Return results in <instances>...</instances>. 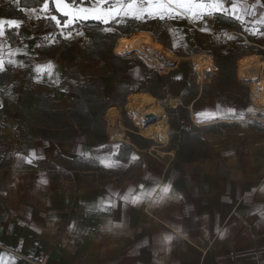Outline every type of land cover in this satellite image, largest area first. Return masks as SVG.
I'll return each instance as SVG.
<instances>
[{"label":"crops","instance_id":"1","mask_svg":"<svg viewBox=\"0 0 264 264\" xmlns=\"http://www.w3.org/2000/svg\"><path fill=\"white\" fill-rule=\"evenodd\" d=\"M7 1L22 8L27 19L0 15L19 22L12 28H20L22 41L12 46L5 26L0 36V264H264V124L255 117L250 88L238 70L239 61L261 56L264 0H221L227 12L208 15L205 9L199 18L162 0L171 10L164 19L156 14L155 0H134L131 9L128 0H66L75 11L89 9L81 14L86 19L74 20L52 0L63 22L51 12V0L47 10L45 0L30 7L20 0L0 3ZM95 12H104L108 22L94 18ZM53 16L64 30L63 41L55 57H46L39 52L40 39ZM82 21L100 22L101 33L118 40L150 34L178 59L167 71L133 62L117 77L110 64L90 60L83 50L82 76L83 64L101 62L92 84L101 82L103 95L117 99L114 105L122 86L125 104L135 93L166 104L169 148L159 156L147 153L145 140L131 143L126 173L118 169L123 155L106 150L108 141L92 133L56 138L23 128L25 110L39 107L42 97L54 110L78 100L60 53L67 43L87 47L88 30H65ZM54 44L51 39L47 46ZM198 54L215 65L203 86L188 63ZM114 113L111 117L120 119ZM15 123L20 138L14 137ZM104 158L114 164L104 165ZM135 159L139 163L132 165ZM88 161L94 164L87 166Z\"/></svg>","mask_w":264,"mask_h":264},{"label":"rangeland","instance_id":"2","mask_svg":"<svg viewBox=\"0 0 264 264\" xmlns=\"http://www.w3.org/2000/svg\"><path fill=\"white\" fill-rule=\"evenodd\" d=\"M105 36L106 38H101L102 39L101 44L103 45L105 50L112 51L116 55H120V54L124 55L125 53H129L131 54L130 56H127V57L122 56V55L120 56H122L125 59H128L132 63L142 62L146 64L147 66L150 65L153 69L155 68L156 70H160V71L172 70L166 67L163 68L157 64L154 66L150 62L145 61L146 59L142 58L139 54H137V52H134L131 47V41H132L134 34L130 37L120 38L119 40L117 39V37H114V36H109V37H107V35ZM102 63L100 62V64L94 65V63L87 62L82 65V67L85 68L84 77H86V79H88L91 82V84L94 83L96 79H98V75H99L98 72H99L100 66L103 65ZM188 63L191 65V67H193V61L190 60ZM176 66H177V63L174 67ZM94 71H97V74H95ZM194 72L196 73V80H197L198 78L197 72L195 70ZM95 86H103V84L97 81ZM121 89H122L121 91L122 96H119L118 98V101H117L118 106L114 105L113 103L117 99H114L113 97L111 98L105 97L103 94H101V95L92 97L91 100L89 101L88 106L84 105L83 103H80L79 100H77L76 102L71 103L66 108V110H54L51 108L52 106L51 102L49 103V100L47 98L42 97L41 99L42 102L39 103V107L37 106L36 108H32V109L27 108L25 110V114L27 115V117H26V120L24 121L23 128L25 129L26 132L34 133V130H35L36 132H39L40 134H47V135H50L56 138L58 137L70 138L77 131H80L83 134L92 133L99 139H104L108 141V143L110 144L109 145L110 147H106V150L116 153V154L120 152L123 155V157L119 159V164H121L122 166L118 167V169L119 171H121L119 172V174L124 173L125 169H127L126 168L127 164L130 163L128 159L129 154L131 152H134L132 151L133 146L131 143L138 144L137 142H140L141 140H145L146 147H148L147 153L160 156L162 155L160 154L161 150L167 151V148H169L171 139L169 140L167 144H163L165 147L159 148L161 145L157 144L150 137V133H148L144 129V126L137 119L134 118L135 115L128 108V102L137 100L142 94L140 95L136 93L132 94L130 97V101H128L127 104H125L126 99H125L124 86H122ZM113 90H114V87H113ZM27 100L30 101V98H27ZM158 105L160 107H163L164 110L166 109L165 108L166 104L161 105V103L158 102ZM113 113L114 115L120 116V124L124 127V132L126 133V134L125 133H122V134L127 136L126 141L113 140V137L111 136L112 127L110 124V118ZM165 113L167 114L166 111ZM41 121L45 122V124H43ZM183 121L186 122V120H183ZM186 129L188 130L189 128H186ZM170 135H171V132H170ZM126 143L129 144V147L124 146L126 145ZM154 145H157L159 147L156 149H152ZM134 149L137 150L135 147ZM102 163L106 166H109L112 163L114 164V160L111 161V159L109 158L107 159L104 158ZM138 163L139 162L137 160L134 163H132V165L138 164ZM86 164L87 166H91L94 163L92 161H88L86 162Z\"/></svg>","mask_w":264,"mask_h":264},{"label":"trees","instance_id":"3","mask_svg":"<svg viewBox=\"0 0 264 264\" xmlns=\"http://www.w3.org/2000/svg\"><path fill=\"white\" fill-rule=\"evenodd\" d=\"M68 1L74 3L78 2V0ZM40 4V0H20V5L22 7L38 6ZM51 12L53 14H57L62 22L64 21L65 17L58 13V11L54 8L52 0ZM0 15L22 18L24 20L27 19V15L25 14V12L22 10V8H17L14 1L0 3ZM102 28L103 25L100 22L95 21L77 22L65 28V30L70 31L86 29L90 33L89 39L86 40V42L88 43L87 47H84V44L67 43L63 45L60 53V56L66 61V63L69 64L66 71L67 80H74L76 82L73 88V92L78 97L79 102L83 103L86 106L89 105V101L92 97L104 93V87L95 86L90 82L83 80L84 77L81 75L83 70L80 69L79 63H81L83 60L84 49L87 51L90 60H97L102 61L105 64H110L117 77H123L126 71L132 65V62L122 57H127L131 54L125 53L124 55L120 54L122 55L120 56L114 54L112 51L104 49L103 45L101 44V38H106V36L101 33ZM33 30L35 34H39L41 32L37 28H33ZM63 32L64 30H61L51 17L48 18L46 28L44 29V35L40 39L39 52L43 53L46 57H55L63 41ZM6 33L7 40L11 43L12 46L18 45L22 42L19 37L20 28H8L6 30ZM51 39L55 40V44L53 45V47H48L47 43ZM124 146L129 147V144L126 143V145ZM0 147H2L1 139ZM3 163L4 161H2V164Z\"/></svg>","mask_w":264,"mask_h":264},{"label":"bare ground","instance_id":"4","mask_svg":"<svg viewBox=\"0 0 264 264\" xmlns=\"http://www.w3.org/2000/svg\"><path fill=\"white\" fill-rule=\"evenodd\" d=\"M131 47L134 52H137V54L146 59L152 65L157 64L163 68H172L178 61V59L171 52L167 51L162 45L156 42L150 34L147 33L134 34L131 41ZM190 60H193V66L198 71L200 79L206 75L207 71L215 69V65L207 55H193ZM259 71L264 72V61L260 57L254 56L247 59V61L244 60L241 62L240 76L242 78L246 73L249 75H256ZM261 85L264 87V80H262ZM128 108L135 115L134 118L144 126V129L150 133V137L157 144L164 146L163 144H167L169 142L170 126L167 116L164 109L158 105L156 99L150 95L142 94L137 100L129 102ZM110 124L112 127L111 136L113 137V140L126 141L127 136L122 134L125 132L124 127L120 124V119L118 117H111ZM158 147L159 146L154 145L152 149H156Z\"/></svg>","mask_w":264,"mask_h":264},{"label":"snow or ice","instance_id":"5","mask_svg":"<svg viewBox=\"0 0 264 264\" xmlns=\"http://www.w3.org/2000/svg\"><path fill=\"white\" fill-rule=\"evenodd\" d=\"M54 3L58 11L62 12L64 16L71 17L72 20L77 19V18H85V19L87 18V16H82L81 14L89 12V9L82 8V9H79L78 11H75L74 9L69 8V5L66 2V0H54ZM133 3H134V0H128V4H127L128 8L131 9L133 6ZM155 3L158 8V12L156 14L159 15L160 19H164L166 14H170V11H171L170 7H166L165 3H163L162 0H155ZM171 3H175L178 8H184L186 11L191 12L192 15L196 18H199L200 16L205 14L204 12L205 9H207L208 15H212L216 11H223V12L228 11V8H226L223 5L221 0H211L210 3H205L203 2V0H199V2L198 0H168V4L170 5ZM43 7L45 10L48 9L49 5H48L47 0H45V4L43 5ZM232 8H233V15H235L236 5L233 4ZM141 11H143V9H141ZM111 14H112L111 9H109L107 15H111ZM149 15H153V13H149ZM94 18L99 19L103 21L104 23L108 22L104 12H95ZM236 18L239 19L240 17L236 16ZM52 19L56 20V17L53 16ZM72 20H69L68 23H71ZM59 23L60 21L57 20V24ZM5 26H7L8 28L19 27V22L16 20L0 19V36L4 35ZM108 30L109 29H105V31H108ZM48 67L51 68L52 66L49 64ZM0 70H3L2 62H0ZM229 111H234V110H229ZM23 159H26L28 163H31L30 159H27V158H23ZM43 182L46 183V181H43ZM164 191L167 192L168 188L166 187ZM131 202L137 203L138 198H133ZM171 239H172L171 236H166L164 238L165 242H170Z\"/></svg>","mask_w":264,"mask_h":264},{"label":"built area","instance_id":"6","mask_svg":"<svg viewBox=\"0 0 264 264\" xmlns=\"http://www.w3.org/2000/svg\"><path fill=\"white\" fill-rule=\"evenodd\" d=\"M240 36L244 39H248L243 34H240ZM248 42L253 44L250 41H248ZM258 47L261 51V56H258V57H260L264 61V44L258 45ZM145 61H147V60H145ZM241 62L242 61H239V63H238L239 73H240V69H241ZM154 66H155V64H154ZM194 70L197 72V75H198L197 81H199L203 86L205 76L202 79H200V75H199L198 71L195 69V67H194ZM245 70H247V69H245ZM209 71H211V70H209ZM209 71H207V72H209ZM263 74H264V72H262V71H259L258 73H256V75H252V74L249 75L248 73H246L243 78L241 77V79L244 83L248 84V86L250 88L249 101H250L251 105L257 109V113L255 115L256 119H258L261 123L264 124V87L261 85L262 80H264ZM165 101L166 100H164V102ZM181 123L184 124V127L189 128V125L185 121L182 120ZM13 131H14V137L20 138L21 132H20V125L19 124L16 123L13 125Z\"/></svg>","mask_w":264,"mask_h":264},{"label":"water","instance_id":"7","mask_svg":"<svg viewBox=\"0 0 264 264\" xmlns=\"http://www.w3.org/2000/svg\"><path fill=\"white\" fill-rule=\"evenodd\" d=\"M176 65V64H175Z\"/></svg>","mask_w":264,"mask_h":264}]
</instances>
